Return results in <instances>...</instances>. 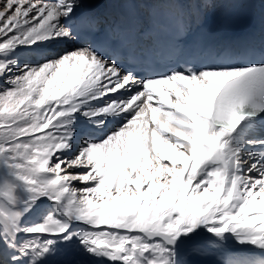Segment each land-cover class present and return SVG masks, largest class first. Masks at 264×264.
<instances>
[{
	"label": "snow or ice",
	"instance_id": "6c2138e0",
	"mask_svg": "<svg viewBox=\"0 0 264 264\" xmlns=\"http://www.w3.org/2000/svg\"><path fill=\"white\" fill-rule=\"evenodd\" d=\"M246 6L0 0V264H264V22L206 23Z\"/></svg>",
	"mask_w": 264,
	"mask_h": 264
},
{
	"label": "bare ground",
	"instance_id": "6f19581e",
	"mask_svg": "<svg viewBox=\"0 0 264 264\" xmlns=\"http://www.w3.org/2000/svg\"><path fill=\"white\" fill-rule=\"evenodd\" d=\"M252 5L255 6V13L260 18L261 23L264 22V3H262V0H250ZM194 2V0H191V3ZM195 2H203V0H195ZM209 3H222L225 2V0H207ZM222 8H215V9H208L207 19H212L216 17L219 13V11ZM229 258V252L227 250L221 251L217 253L215 256L210 257L208 259H212L215 261V264H222L223 260H226ZM64 259L69 261H82L83 258L79 257L78 255L74 253H68Z\"/></svg>",
	"mask_w": 264,
	"mask_h": 264
}]
</instances>
